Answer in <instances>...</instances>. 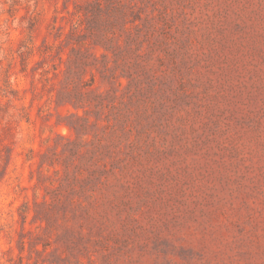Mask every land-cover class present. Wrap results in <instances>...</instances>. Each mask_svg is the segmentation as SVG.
<instances>
[{
	"label": "rangeland",
	"instance_id": "obj_1",
	"mask_svg": "<svg viewBox=\"0 0 264 264\" xmlns=\"http://www.w3.org/2000/svg\"><path fill=\"white\" fill-rule=\"evenodd\" d=\"M83 1L0 0V264H264V0Z\"/></svg>",
	"mask_w": 264,
	"mask_h": 264
},
{
	"label": "trees",
	"instance_id": "obj_2",
	"mask_svg": "<svg viewBox=\"0 0 264 264\" xmlns=\"http://www.w3.org/2000/svg\"><path fill=\"white\" fill-rule=\"evenodd\" d=\"M83 2L84 4H86L87 8H91L92 6L95 8H101L103 6V2H105L106 6L109 7L110 5L115 4L116 0H84ZM118 3H121V0L118 1ZM74 10L75 14L81 12V5L76 4ZM108 19V21H112L114 18L112 19L111 17H109ZM55 37L57 39H60L59 48L63 44H65L70 51V53L67 54L68 56L66 62V70L64 71L66 74L67 85L70 86V88L67 87V85L63 87V89L57 94L56 103L58 105H72L76 110L85 109V107L91 103L93 85L95 83V74L93 73L90 74L89 79H85V75L87 73L86 69L90 65L87 62L88 54L92 55V53H90L91 50L95 49L97 46H100L106 50H112L114 38H107L103 36H84L83 33H77L76 31L72 30L67 36ZM108 43H110L111 46H109ZM62 51L63 50H61L59 54L62 53ZM46 53L47 49H40L33 42L28 51L20 52L19 56L22 71H25L27 65H29L31 62L34 64L39 63V61H37L35 57L39 56L43 58L45 57ZM60 58L63 62V55ZM105 67L107 68V65ZM60 71L62 72L63 70ZM55 76H57L56 73ZM73 76L77 77V80L72 78ZM78 82L81 83L78 84ZM83 89L86 90L83 91ZM85 113L87 114L86 110ZM70 116H78V113L70 111ZM78 118L83 120V123L80 126V131L86 132L89 125L87 118ZM64 125H66L70 132V136H65L64 138L67 140H71V135L73 133H78L79 130L77 126L71 122H65ZM4 150L6 154L4 157V161H10L13 155L12 150L9 146L4 147ZM29 209L30 208H27L26 212Z\"/></svg>",
	"mask_w": 264,
	"mask_h": 264
}]
</instances>
